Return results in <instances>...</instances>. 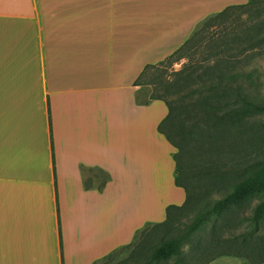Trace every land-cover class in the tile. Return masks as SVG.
I'll use <instances>...</instances> for the list:
<instances>
[{
  "label": "crops",
  "instance_id": "crops-1",
  "mask_svg": "<svg viewBox=\"0 0 264 264\" xmlns=\"http://www.w3.org/2000/svg\"><path fill=\"white\" fill-rule=\"evenodd\" d=\"M247 1L0 0V264H117L184 203L140 79Z\"/></svg>",
  "mask_w": 264,
  "mask_h": 264
},
{
  "label": "trees",
  "instance_id": "trees-1",
  "mask_svg": "<svg viewBox=\"0 0 264 264\" xmlns=\"http://www.w3.org/2000/svg\"><path fill=\"white\" fill-rule=\"evenodd\" d=\"M263 57L264 0H248L207 17L159 63L183 61L180 69L152 84L144 104L161 100L167 106L158 132L175 149L174 179L185 201L168 206L165 220L117 264H209L221 256L264 264V105H257L242 85L252 82L249 64ZM149 68L155 66L145 67L142 76ZM256 115L263 120H256L254 128ZM254 144L258 150L250 148ZM108 180L104 175L100 188ZM253 200L257 203L246 215ZM191 213L197 216L189 230L163 241ZM212 217L221 219L220 233L230 251L206 255L208 246L199 245L184 255L182 245Z\"/></svg>",
  "mask_w": 264,
  "mask_h": 264
},
{
  "label": "rangeland",
  "instance_id": "rangeland-1",
  "mask_svg": "<svg viewBox=\"0 0 264 264\" xmlns=\"http://www.w3.org/2000/svg\"><path fill=\"white\" fill-rule=\"evenodd\" d=\"M183 61L170 63H164L161 65H155V68H149L143 74L140 79V82L143 86V100H146L149 96V93L152 89V84H157L160 79L167 78L168 74L171 70H178L181 68ZM248 70L253 71L254 75L251 76L252 82H245L242 84L243 87H246L247 92L250 93V96L256 99L257 105H264V57L255 59L253 62L249 64ZM232 108V107H229ZM254 128L257 127L256 120L262 121L263 118L259 116L252 117ZM254 142V140L252 141ZM252 148H256L258 150V145H255ZM218 198L217 195H212L211 199ZM257 203L256 200L250 201L248 205V209L245 210L246 215H250L251 208ZM196 214L191 213L186 217H183L178 224H176L168 234L163 237V241L168 239H174L182 237L188 230L189 227L193 224L196 219ZM245 224L242 225L244 227ZM264 226V221H263ZM221 227V219H217V217H212V219L205 224L195 233H193L188 242L183 244L181 250L184 255L189 254L193 249H196L199 245H207L208 249L206 251V255H212L217 252L222 251H230V244L225 242L223 238L226 235H221L220 233ZM210 246V247H209ZM174 260H170L166 264H173Z\"/></svg>",
  "mask_w": 264,
  "mask_h": 264
}]
</instances>
